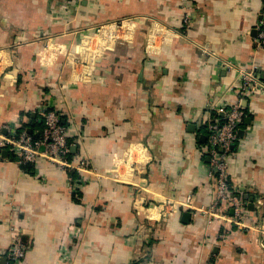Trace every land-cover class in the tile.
Listing matches in <instances>:
<instances>
[{
  "label": "crops",
  "instance_id": "1",
  "mask_svg": "<svg viewBox=\"0 0 264 264\" xmlns=\"http://www.w3.org/2000/svg\"><path fill=\"white\" fill-rule=\"evenodd\" d=\"M263 6L0 0V142L24 124L37 133L46 107L87 164L75 178L44 159L27 172L0 146V264L14 234L19 264H264ZM251 68L262 86L242 99L228 164L241 230L174 204H210L207 122L236 105V69Z\"/></svg>",
  "mask_w": 264,
  "mask_h": 264
},
{
  "label": "built area",
  "instance_id": "2",
  "mask_svg": "<svg viewBox=\"0 0 264 264\" xmlns=\"http://www.w3.org/2000/svg\"><path fill=\"white\" fill-rule=\"evenodd\" d=\"M256 49L264 50V6L260 13V19L255 26ZM231 68L230 64H227ZM238 76V101L236 105L227 111L223 120L213 118L207 122L206 152L210 163L209 180L212 187L211 202L207 207L194 208L191 198L175 203L182 210L191 214L199 213L204 220L211 224L217 220L230 221L238 228H248L245 224V204L239 194H234L228 184L229 156L231 148L237 139V132L245 116L242 99L250 97L258 88H261L251 69H236ZM39 114L43 120V128L37 138L32 137L27 131H10L7 136L1 137L0 146L9 150L20 164H35L39 159L47 160L58 165L64 172L75 171L77 174L87 168L85 161L78 162L68 158L70 143L66 129L60 124V115L49 108H41ZM69 179V187L73 188ZM236 192V191H235ZM224 204H229L232 210V218L228 219L224 212ZM257 204L260 206L261 201ZM171 210V211H176ZM27 248L21 243L18 235H13L6 256L10 264H19L26 255Z\"/></svg>",
  "mask_w": 264,
  "mask_h": 264
},
{
  "label": "trees",
  "instance_id": "3",
  "mask_svg": "<svg viewBox=\"0 0 264 264\" xmlns=\"http://www.w3.org/2000/svg\"><path fill=\"white\" fill-rule=\"evenodd\" d=\"M26 126H27V125L24 124V125L22 126V128H20V130H19L18 132H21V131H23V130L26 131V130H27V129H26ZM38 127L41 128V129H39L37 133H34V132L30 133V135H31L32 137H34V138H37L39 132H40V131L42 130V128H43V125L40 123ZM72 157H73V154H72V153H69L68 158H69V159H72ZM20 166L22 167V169H23L24 171L30 172V170H31V164H24V165H23V164H20ZM67 174L70 175L71 178H75V176L77 175L75 171H69ZM228 184H229V181H228ZM229 188H230V190L232 191V193L234 192V194H238V192H235V191L233 190V188L231 187L230 184H229ZM239 195H240V192H239ZM27 251H28V250H27ZM26 253H27V252H26ZM133 264H136V263H133Z\"/></svg>",
  "mask_w": 264,
  "mask_h": 264
},
{
  "label": "water",
  "instance_id": "4",
  "mask_svg": "<svg viewBox=\"0 0 264 264\" xmlns=\"http://www.w3.org/2000/svg\"><path fill=\"white\" fill-rule=\"evenodd\" d=\"M34 116V115H33ZM241 133V131L238 133V134H240ZM183 217H184V219L186 220V218H188L189 217V213H185V214H183Z\"/></svg>",
  "mask_w": 264,
  "mask_h": 264
},
{
  "label": "bare ground",
  "instance_id": "5",
  "mask_svg": "<svg viewBox=\"0 0 264 264\" xmlns=\"http://www.w3.org/2000/svg\"><path fill=\"white\" fill-rule=\"evenodd\" d=\"M262 51V50H261ZM241 129V128H240ZM31 132V131H30ZM250 228V227H249ZM244 229V228H243ZM252 229V228H251ZM242 230V229H241Z\"/></svg>",
  "mask_w": 264,
  "mask_h": 264
},
{
  "label": "rangeland",
  "instance_id": "6",
  "mask_svg": "<svg viewBox=\"0 0 264 264\" xmlns=\"http://www.w3.org/2000/svg\"><path fill=\"white\" fill-rule=\"evenodd\" d=\"M8 247H9V245H8ZM7 249H8V248H7ZM7 249H6V250H7Z\"/></svg>",
  "mask_w": 264,
  "mask_h": 264
}]
</instances>
